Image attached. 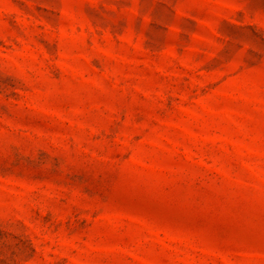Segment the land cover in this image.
I'll return each mask as SVG.
<instances>
[{
  "label": "rangeland",
  "instance_id": "1",
  "mask_svg": "<svg viewBox=\"0 0 264 264\" xmlns=\"http://www.w3.org/2000/svg\"><path fill=\"white\" fill-rule=\"evenodd\" d=\"M0 264H264V0H0Z\"/></svg>",
  "mask_w": 264,
  "mask_h": 264
}]
</instances>
